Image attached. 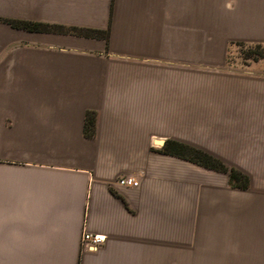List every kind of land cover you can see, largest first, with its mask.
Returning a JSON list of instances; mask_svg holds the SVG:
<instances>
[{"label":"crops","instance_id":"0c3cea01","mask_svg":"<svg viewBox=\"0 0 264 264\" xmlns=\"http://www.w3.org/2000/svg\"><path fill=\"white\" fill-rule=\"evenodd\" d=\"M236 43L264 44V0H0V264H264V60Z\"/></svg>","mask_w":264,"mask_h":264},{"label":"trees","instance_id":"16d2710c","mask_svg":"<svg viewBox=\"0 0 264 264\" xmlns=\"http://www.w3.org/2000/svg\"><path fill=\"white\" fill-rule=\"evenodd\" d=\"M27 26L33 28L34 25L27 24ZM244 44L245 43H236L239 47H242ZM250 45H252L251 50L246 53L244 59L250 62L264 60V44ZM86 132L90 136L95 132V114L93 112L89 113L87 116ZM174 148H177V150H174ZM166 151L175 152L181 157L189 159L206 169L228 173L230 185L234 188L247 189L250 186L251 180L248 175L233 169L230 170L222 161L206 151L190 148L177 143H168Z\"/></svg>","mask_w":264,"mask_h":264},{"label":"rangeland","instance_id":"374dc122","mask_svg":"<svg viewBox=\"0 0 264 264\" xmlns=\"http://www.w3.org/2000/svg\"><path fill=\"white\" fill-rule=\"evenodd\" d=\"M252 45L245 43L242 47L234 44L229 50V62L247 65L250 61L244 59L246 53L251 50ZM209 170V169H208ZM214 171V170H212ZM215 200V191L204 190V201ZM218 240L216 236V207L215 204H204V253L195 252L194 260H204V262H212L219 259ZM195 248H200L199 246ZM249 254H244L245 259ZM257 260H264V253L253 254Z\"/></svg>","mask_w":264,"mask_h":264},{"label":"built area","instance_id":"2783aa9c","mask_svg":"<svg viewBox=\"0 0 264 264\" xmlns=\"http://www.w3.org/2000/svg\"><path fill=\"white\" fill-rule=\"evenodd\" d=\"M118 184L124 187L136 188L140 185V180L134 176H123L118 180ZM106 243V237L91 233H85L82 237V247L86 251H96Z\"/></svg>","mask_w":264,"mask_h":264}]
</instances>
